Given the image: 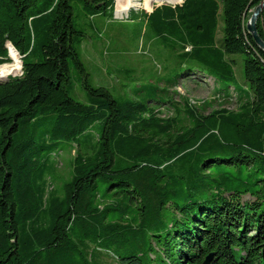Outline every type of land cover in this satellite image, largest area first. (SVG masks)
<instances>
[{
    "label": "trees",
    "instance_id": "1",
    "mask_svg": "<svg viewBox=\"0 0 264 264\" xmlns=\"http://www.w3.org/2000/svg\"><path fill=\"white\" fill-rule=\"evenodd\" d=\"M263 1L132 10L186 67L116 96L90 82L72 0H0V62L7 41L23 57V74L0 82V264H264V51L247 29ZM257 26L264 39V9ZM203 74L220 98L238 90V108L171 100L164 114L167 85ZM66 149L75 155L64 179Z\"/></svg>",
    "mask_w": 264,
    "mask_h": 264
},
{
    "label": "rangeland",
    "instance_id": "2",
    "mask_svg": "<svg viewBox=\"0 0 264 264\" xmlns=\"http://www.w3.org/2000/svg\"><path fill=\"white\" fill-rule=\"evenodd\" d=\"M146 1L115 0V2H110V9L105 10L104 8L96 9L93 3L72 0L76 25L85 32L82 44L78 49L89 73L90 82L96 86L108 87L116 96L122 94L134 96L131 89L136 85L149 83L154 79L167 77L169 74L176 72H183L186 67L179 62L174 52L159 46L152 38L150 31L145 33L146 25L143 14H140V18H129L132 10L150 12L158 5H177L184 0L179 3L152 0L151 8L147 6ZM114 7L116 15L113 14ZM254 10L255 8L251 10V15ZM103 11H106V13L104 14ZM93 13L95 14L93 15ZM222 36L223 19L220 17L219 39ZM10 46L19 54L21 70L16 75H8L6 79L10 76H21L23 74V57L11 41L6 43L7 57L4 62H0V67L12 62L9 56ZM230 57L236 60V84L244 88L245 54H231ZM129 73L131 74L128 76ZM217 83L218 81L213 76L207 74H203V78L200 75L185 76L173 85H167L162 81L159 86L164 87V84L167 85L168 91L165 94L168 97H166V104H160L162 106L160 109L163 110L164 114H168L173 110L170 106L171 100L183 106L185 99L197 107L203 103L208 104L206 112L221 105L230 109H237L240 104L238 90L230 87V96L225 100L216 95L218 93ZM73 88L72 95L79 100H84L85 91L78 80H74ZM74 155L75 151H69L68 149L59 153L57 158L58 176L64 179L69 177L70 161ZM57 184L59 185L60 181ZM102 259L104 264H117L113 258L103 257Z\"/></svg>",
    "mask_w": 264,
    "mask_h": 264
},
{
    "label": "water",
    "instance_id": "3",
    "mask_svg": "<svg viewBox=\"0 0 264 264\" xmlns=\"http://www.w3.org/2000/svg\"><path fill=\"white\" fill-rule=\"evenodd\" d=\"M263 9H264V1L255 7L254 12L252 13L250 19L247 22V29L252 34L256 44L264 51V39L260 35L258 31V26H257L258 18L261 15V12L263 11ZM0 82L2 81L0 80ZM211 258H212V255H210L207 258L205 264H210Z\"/></svg>",
    "mask_w": 264,
    "mask_h": 264
},
{
    "label": "bare ground",
    "instance_id": "4",
    "mask_svg": "<svg viewBox=\"0 0 264 264\" xmlns=\"http://www.w3.org/2000/svg\"><path fill=\"white\" fill-rule=\"evenodd\" d=\"M174 2V0L172 1ZM12 62L0 67V80H4L8 75H16L21 70V61L18 52L10 46V55Z\"/></svg>",
    "mask_w": 264,
    "mask_h": 264
}]
</instances>
